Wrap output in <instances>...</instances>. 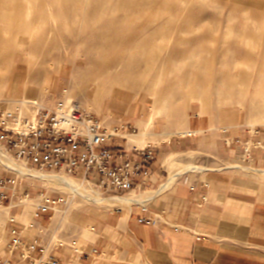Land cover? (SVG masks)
<instances>
[{
	"label": "rangeland",
	"instance_id": "1",
	"mask_svg": "<svg viewBox=\"0 0 264 264\" xmlns=\"http://www.w3.org/2000/svg\"><path fill=\"white\" fill-rule=\"evenodd\" d=\"M0 59L3 112L19 106L17 92L51 104L67 90L72 102L103 120L132 124L134 139L146 117L156 115L147 144L168 139L191 121L231 133L264 132V0H0ZM12 73L19 77L16 88L4 83ZM188 157L186 163L169 157L170 180L207 170L196 162L201 153ZM211 162L212 169L264 174L234 160ZM29 181L68 197L69 207L56 213L57 229L66 236L79 222L110 210L61 186ZM80 181L103 197L115 196Z\"/></svg>",
	"mask_w": 264,
	"mask_h": 264
},
{
	"label": "crops",
	"instance_id": "2",
	"mask_svg": "<svg viewBox=\"0 0 264 264\" xmlns=\"http://www.w3.org/2000/svg\"><path fill=\"white\" fill-rule=\"evenodd\" d=\"M104 122L133 127L129 122ZM247 130L240 128L233 134L230 129L207 127V121H191L185 130L153 143L156 161L150 166L148 180L142 189L136 186L123 194H136L140 203L89 217L76 225L71 236L57 229V212L38 207L37 195L42 189L19 178L7 189V198H0V257L25 264L21 250L9 248L16 235L25 252L28 244L41 240L63 264H264V174L207 166L212 159L220 165L234 160L264 170V150L243 157V141L252 137ZM125 138L127 142L119 140L112 147L132 149L134 143ZM252 139L264 140V132ZM226 140L235 141L228 146ZM193 152L201 153L196 162L207 170L174 175L172 183L162 189L171 182L166 170L169 157L186 163ZM17 177L0 164V179ZM152 192L159 193L148 197ZM141 218L155 224L143 223ZM72 241L88 256L78 258L70 247ZM93 249L99 254H92Z\"/></svg>",
	"mask_w": 264,
	"mask_h": 264
},
{
	"label": "built area",
	"instance_id": "3",
	"mask_svg": "<svg viewBox=\"0 0 264 264\" xmlns=\"http://www.w3.org/2000/svg\"><path fill=\"white\" fill-rule=\"evenodd\" d=\"M136 133L135 128L125 124L107 125L98 115L70 101L67 90L51 104L27 100L13 111H0V145L15 162L33 170L84 180L99 188L105 196L128 194L136 186L142 189L151 174L150 166L156 161L152 144L134 145L130 150L112 147L119 140L127 142L125 137ZM247 133L252 137L243 141V157L251 156L255 150H264V140L252 139L263 132L247 130ZM235 140L239 142L241 138ZM234 141L226 140V143L230 146ZM17 176L15 180L0 179L1 199L7 198L10 185H15L19 178L23 180ZM37 198L40 210L53 214L70 205L67 196H54L45 190H41ZM140 221L155 224L145 218ZM59 246L64 245L59 243ZM70 247L78 258L88 256L77 241H72ZM9 248L10 251L21 250L25 264H63L49 253V247L43 246L41 240L28 244L25 252L24 243L15 235ZM91 253L99 254L96 249ZM0 264L14 263L8 256L0 257Z\"/></svg>",
	"mask_w": 264,
	"mask_h": 264
},
{
	"label": "bare ground",
	"instance_id": "4",
	"mask_svg": "<svg viewBox=\"0 0 264 264\" xmlns=\"http://www.w3.org/2000/svg\"><path fill=\"white\" fill-rule=\"evenodd\" d=\"M35 55V54H34ZM25 56V55H24ZM53 57V56H52ZM27 58V57H26ZM25 59V57H24ZM28 59V58H27ZM21 62V61H20ZM28 63V62H27ZM16 65V64H15ZM62 65V64H61ZM4 63H3V59L1 60L0 59V82H1V78H2V73L4 72ZM29 69H28V75L27 79H29V76L30 74L32 73V70H31V67L30 65L28 66ZM73 67V66H72ZM54 69V68H53ZM21 75V74H20ZM23 77V76H22ZM24 78V77H23ZM22 80V79H21ZM6 87H17L19 85V77L16 76V74L12 73L10 75V78L8 80H5L4 81ZM115 85V84H114ZM158 85V84H157ZM156 85V86H157ZM25 88V87H24ZM28 88V87H27ZM155 88V87H154ZM26 89V88H25ZM24 90V89H23ZM22 90V91H23ZM27 90V89H26ZM25 90V91H26ZM153 90V89H152ZM151 90V92H152ZM20 91V90H18ZM130 91V90H129ZM18 93V92H17ZM17 97L21 98V99H18V103L21 104L25 101H27V98L23 95H19L17 94ZM150 93V92H149ZM155 95V94H154ZM154 95L152 97H154ZM72 100V99H71ZM70 100V101H71ZM151 100V99H150ZM32 101V100H30ZM158 101V100H157ZM160 101L159 100L157 102V106H158V111H160ZM17 103V104H18ZM15 109V108H14ZM156 119V115L154 114H150L146 117L145 119V124L144 127H143V132H141L137 137L135 138H138L139 139H134L133 137H130V138H133V139H130V142L131 143H137L139 146H146L147 145V142H146V136L148 135L147 134V131L149 129V127H151L154 123V120ZM141 122V121H140ZM140 125V124H139ZM141 127V126H140ZM171 132V131H170ZM173 133V132H172ZM151 134V133H150ZM184 134V133H183ZM163 135V134H162ZM169 135V134H168ZM171 137V136H170ZM142 138V139H141ZM165 139V138H164ZM167 139V138H166ZM169 139V137H168ZM149 144V143H148ZM157 144V143H156ZM130 145V143H129ZM133 146V145H131ZM0 163L1 165H4L5 167L11 169V170H14L15 172L23 175L24 177H26L28 180L30 179L31 181H39V182H45V184H50V185H58V186H61L63 187V189H66V190H69L71 192V194L73 196H80L81 198L87 200V201H90V202H93L94 204L96 205H99V206H103V207H106V208H116V207H126V206H129L132 202H136L138 203L139 201L138 200H141V197H130V196H113V197H110V198H106V197H103L101 195V193L99 191H94V190H90L88 189L84 182L78 180V179H75V178H72V177H67V176H62V175H59V174H50L52 172H49L47 173V171H39V170H33V169H30V168H27L25 167L24 165H20L18 164L17 162H15L12 157H10L6 151L0 149ZM189 170V169H188ZM45 172V173H44ZM20 176V175H19ZM30 182V181H29ZM35 182V183H36ZM172 183V180L170 183L166 184L165 186L162 187V189H165L166 187H168V185H170ZM39 184V183H38ZM41 184V183H40ZM49 185V186H50ZM159 192H152L151 194L148 195V197L150 198H153L155 196L158 195ZM147 197V198H148ZM146 199V198H145ZM143 199V201L145 200ZM32 202V201H29V203ZM140 203V202H139Z\"/></svg>",
	"mask_w": 264,
	"mask_h": 264
}]
</instances>
